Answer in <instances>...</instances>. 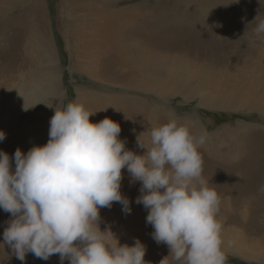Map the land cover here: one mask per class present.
Instances as JSON below:
<instances>
[{
	"label": "rangeland",
	"instance_id": "1",
	"mask_svg": "<svg viewBox=\"0 0 264 264\" xmlns=\"http://www.w3.org/2000/svg\"><path fill=\"white\" fill-rule=\"evenodd\" d=\"M78 2L0 0V130L6 133L0 150L13 152L17 141L23 146L34 137L47 143L55 107L72 101L86 106L85 97L108 105L134 95L145 98L149 108L152 102L165 105L166 109H155L152 125L176 119L195 133L190 123L199 120L208 134L199 147L203 179L221 185L217 190L227 194L230 204L252 199L239 209L241 219L227 217V222L220 223L225 264H264V102L260 101L264 35L255 33V19H264V0H198L200 8L205 5L203 10H191L185 0H170L172 10L161 15L148 34L140 33L147 40L142 46L153 55V74L165 82L160 89L153 86L149 94L112 81V70L104 68L100 56L98 65L90 64L84 36L89 29ZM48 79L56 84L53 94L37 85L41 81L46 86ZM244 98L249 99L248 105L243 104ZM24 105L29 109L24 110ZM5 218L1 213L0 264H25L3 244ZM149 246L145 257L161 251V259L166 258L162 264H181L169 256L168 245L153 242ZM26 264H60V259L55 254L44 261L29 253Z\"/></svg>",
	"mask_w": 264,
	"mask_h": 264
},
{
	"label": "clouds",
	"instance_id": "2",
	"mask_svg": "<svg viewBox=\"0 0 264 264\" xmlns=\"http://www.w3.org/2000/svg\"><path fill=\"white\" fill-rule=\"evenodd\" d=\"M255 21L260 37L264 19ZM93 114L76 101L55 107L46 144L11 156L0 150V209L10 214L3 244L25 264L29 253L44 261L58 254L60 264H147L140 240L121 245L110 228L99 227L101 208L132 210L121 192L126 169L131 183H141L135 202L148 211L152 237L168 245L169 256L181 264H225L221 197L202 175L206 134L169 119L151 125L147 141L137 136V147L146 149L138 154L126 148L118 122L95 123ZM5 138L0 130V142Z\"/></svg>",
	"mask_w": 264,
	"mask_h": 264
},
{
	"label": "bare ground",
	"instance_id": "3",
	"mask_svg": "<svg viewBox=\"0 0 264 264\" xmlns=\"http://www.w3.org/2000/svg\"><path fill=\"white\" fill-rule=\"evenodd\" d=\"M78 1L82 6L83 9L82 11L85 12L84 21L87 20L85 26L88 27L89 29V32L85 33L84 36L87 39L86 42L87 45L90 47V55H89L90 64L98 65L97 61L100 56L102 58V61L106 63V64L104 63L105 65L103 64L104 68L108 66L112 70V74L114 75L112 76L114 77L112 81L119 83L124 82L126 84H129L128 86L132 85L130 86L131 87L130 90H135L138 92L141 91L143 92V94L144 93L149 94L151 93L150 90L153 89V86L156 89L162 88L165 85V82L160 79V76L158 74H153V71L151 70L153 68V66L151 65L152 61H150L153 60V55L150 52L151 50L148 51L147 47L142 46L145 44L147 40L145 41V39L140 38L142 36L140 35V33L148 34V32L150 31V26L154 24L156 20L162 18L161 15H165L167 12L172 10L170 0H151V1L78 0ZM185 1H188L187 5L189 4L191 10H196V8L203 10L205 8V5L202 6V8H200L201 5H198L199 3L198 0H185ZM147 4L148 7L147 9H145L144 7L147 6ZM73 37L76 39L75 35H73ZM144 38L150 39L148 37H144ZM175 57L179 58L178 55H176ZM107 63L109 65H107ZM45 83L46 86L44 85V82L42 83L41 81H39L37 85L40 86L41 88H44L45 91L47 89V91L52 92V94L56 92V88H55L56 84L53 82L52 79H48V81ZM166 83L170 84L168 81H166ZM135 84L140 85V87H143L145 91L135 88L133 86ZM123 97H124L123 99L122 98L116 99V102H113L111 104L108 103V105L97 103L99 101L95 102V100L92 99L87 100L88 98L85 97V99L87 100V101L84 100L85 104L87 102L85 108L88 111L94 113L92 116H90V120L92 122L98 123L104 118H111L112 120L118 122L121 126L120 138L126 140V148L133 150L138 154H144L146 149H139L137 147V136L143 133L141 138L147 141L148 140L147 129L150 128V126L152 125V120L158 111L155 109H158L160 107H164L166 109L167 107L165 105L156 104L152 102L151 104H153V106L149 108L145 106L146 104L145 98L143 99L141 97H137L134 95L127 97L123 96ZM100 98L101 100L103 99L102 97ZM160 99L165 101V98L163 97H160ZM112 101L115 100L114 99L109 100V102ZM248 101L249 99L244 98L243 104L248 105ZM260 101L264 102L263 94ZM17 104H20V101H17ZM221 104L224 103L221 101ZM231 105L233 104L232 103L228 104V107ZM101 107H106V108L102 109ZM118 110H120L119 113H114L117 112ZM156 117L154 118V120L156 119ZM5 120L8 122L9 118L7 117L5 118ZM191 122L192 124L189 122L190 125L194 127L193 128L194 130H196L194 133L195 135L199 136L201 133L206 134L203 127H201L199 120L198 122H194V121ZM200 127L202 128L203 131L200 130ZM13 130L11 131L13 132ZM206 135L208 136V134ZM44 144H46L45 140H43L42 138L37 139V137H34L31 138L30 140L28 139V141H26L25 145L23 146H26V149L28 146V149H30L35 145L42 146ZM23 146L21 145V141H17L16 146H14L15 149H13V152H11V149L7 148L8 151L7 153H9V155L11 156L15 153L17 148H21L23 151H25L26 149ZM122 171H123V179L121 182V192L125 197H127L130 200V206L132 210L130 214L126 215L122 211V205L119 203H113V205L110 208L107 207L101 208L100 209L101 219L99 222V227L101 231H105L110 228L111 231L114 233L115 237L119 240V243L121 245L128 244L129 246H131L138 239L143 243L147 251L148 248L150 247L149 245L153 244V242L156 241L152 237V233L154 231L153 227L146 223V216L148 214V211L143 207L142 204H137L135 202L136 198L140 195L141 183L140 182L131 183L130 176L127 173V170L124 169ZM208 185H210V188H214L216 190L217 188L221 187V185L219 184L218 186L213 185L212 182L208 183ZM218 193L221 197V204L218 211V216H219L218 222L219 223H223V221L227 222L228 219L227 217H234V218L240 217L241 219L242 213L239 211V209L242 206L245 207L248 204V202H250L252 199L250 200H247V198L240 199V202L234 200L235 203L233 201V204H230L226 199L227 194H225V192L224 193L218 192ZM234 205H235V209H233ZM245 212H247V210ZM1 213L4 214V216H6L5 219L7 220L10 219L9 213H5L2 209L0 210V214ZM236 250L242 253L241 248L237 246H235V251ZM161 256H162L161 251H156L155 253H153V255H151L150 257H145L144 259L147 262V264H161L163 260L161 259ZM247 258L248 257H245V259Z\"/></svg>",
	"mask_w": 264,
	"mask_h": 264
}]
</instances>
